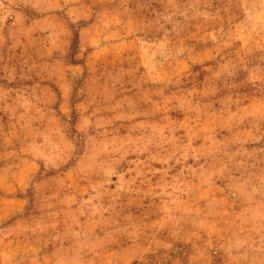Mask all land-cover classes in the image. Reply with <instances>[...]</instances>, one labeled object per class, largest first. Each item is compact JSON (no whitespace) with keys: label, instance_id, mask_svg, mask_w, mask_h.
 Masks as SVG:
<instances>
[{"label":"rangeland","instance_id":"1","mask_svg":"<svg viewBox=\"0 0 264 264\" xmlns=\"http://www.w3.org/2000/svg\"><path fill=\"white\" fill-rule=\"evenodd\" d=\"M0 264H264V0H0Z\"/></svg>","mask_w":264,"mask_h":264}]
</instances>
